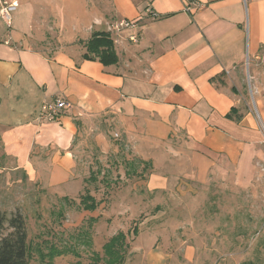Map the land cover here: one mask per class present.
<instances>
[{
	"label": "crops",
	"instance_id": "obj_1",
	"mask_svg": "<svg viewBox=\"0 0 264 264\" xmlns=\"http://www.w3.org/2000/svg\"><path fill=\"white\" fill-rule=\"evenodd\" d=\"M16 1L11 26L0 18V151L14 170L39 180L56 163L52 179L71 180L88 144L200 167L262 151L233 79L264 47V0H27V18ZM123 20L137 25L117 33ZM95 34L114 41L117 64L85 58ZM56 97L73 109L40 121Z\"/></svg>",
	"mask_w": 264,
	"mask_h": 264
},
{
	"label": "rangeland",
	"instance_id": "obj_2",
	"mask_svg": "<svg viewBox=\"0 0 264 264\" xmlns=\"http://www.w3.org/2000/svg\"><path fill=\"white\" fill-rule=\"evenodd\" d=\"M20 3L27 18L28 2ZM235 77L239 109L253 115L264 138V47ZM120 146L106 158L88 144L76 178L62 182L51 177L56 163L31 180L0 151V235L12 231L11 218L24 217L28 264H95L120 232L129 244L126 264H264V142L248 159L206 167L151 163ZM89 195L93 210L84 205Z\"/></svg>",
	"mask_w": 264,
	"mask_h": 264
},
{
	"label": "trees",
	"instance_id": "obj_3",
	"mask_svg": "<svg viewBox=\"0 0 264 264\" xmlns=\"http://www.w3.org/2000/svg\"><path fill=\"white\" fill-rule=\"evenodd\" d=\"M114 41L107 34H95L87 44L86 59H99L104 65H115L118 63V56L114 48ZM84 201L86 209L93 210L96 206L91 204L92 196L86 197ZM3 217H0L2 225ZM9 227L12 231L8 235H0V264H28L27 228L24 217L21 214L9 220ZM135 234L137 229H134ZM104 258L97 257L96 263L104 261L105 264H126L129 244L127 236L120 232L112 237L104 245Z\"/></svg>",
	"mask_w": 264,
	"mask_h": 264
},
{
	"label": "built area",
	"instance_id": "obj_4",
	"mask_svg": "<svg viewBox=\"0 0 264 264\" xmlns=\"http://www.w3.org/2000/svg\"><path fill=\"white\" fill-rule=\"evenodd\" d=\"M19 7V3L16 0H0V18L4 20V22L10 27L12 24V12L15 11ZM187 11H191V7L186 8ZM152 18H156L157 15L151 10L148 11ZM135 22H131L128 20H123L118 22L114 30L119 33L123 29L127 28H135ZM130 39L132 41H136V36H131ZM74 105L68 99L56 97L51 101H46L40 110L38 115V119L44 122H53L55 121L61 114L66 113L73 109Z\"/></svg>",
	"mask_w": 264,
	"mask_h": 264
}]
</instances>
